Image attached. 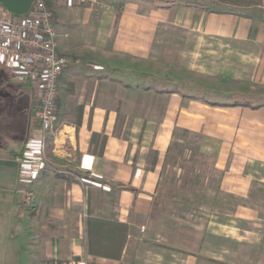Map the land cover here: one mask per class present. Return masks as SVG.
<instances>
[{
  "label": "crops",
  "instance_id": "obj_1",
  "mask_svg": "<svg viewBox=\"0 0 264 264\" xmlns=\"http://www.w3.org/2000/svg\"><path fill=\"white\" fill-rule=\"evenodd\" d=\"M98 1L89 6L48 0L55 25L60 16L66 38L76 36L86 46L65 42L58 44L60 52L89 70L79 78L72 64L60 79L47 160L38 159L39 145L32 140L39 126L35 93L0 57L1 264H62L85 257L95 264H200L196 257L187 260L184 248L149 242V236L164 235L154 226L170 140L164 123L174 121L211 141L213 168L224 173V186L248 197L243 192L250 186L249 166L264 167V0H162L160 8L154 0ZM155 14L206 39L241 45L243 58L256 67L251 79L259 92L232 96L249 106L166 93V79L125 68L130 48L123 50L121 34L111 35V29L117 22L122 31L132 27L139 42L148 44ZM123 74L132 76L122 83ZM19 88L26 91L22 101ZM20 163L35 166L37 174L20 175ZM89 217L127 225L120 260L89 254Z\"/></svg>",
  "mask_w": 264,
  "mask_h": 264
},
{
  "label": "rangeland",
  "instance_id": "obj_2",
  "mask_svg": "<svg viewBox=\"0 0 264 264\" xmlns=\"http://www.w3.org/2000/svg\"><path fill=\"white\" fill-rule=\"evenodd\" d=\"M153 3L156 8L163 1L154 0ZM159 18L155 14L152 39L148 44L139 42L141 37H136L132 27L122 31L117 22L111 29V35L115 30L116 35L121 34L123 50L130 48L131 54L123 56L129 57L123 61L125 68L149 73L150 77L151 74L162 77L168 82L164 87L178 84L181 89H190L210 101L236 102L232 95L241 93L257 96L258 86L251 79L256 67L243 58L241 45L209 40L201 33L162 23ZM55 27L58 44L67 42L79 49L86 48L76 36L66 38L60 16ZM72 67L78 69L75 76L79 78L89 70L79 61ZM129 76L132 75L123 74L122 83ZM142 80L138 81L140 87ZM197 87L209 90L205 92ZM19 94L22 101L26 91L19 88ZM119 110L125 113L122 106ZM164 125L170 140L155 198L154 222L156 231L164 235L149 236V242L159 240L170 248H184L187 260L196 257L200 264H264V167L249 166L250 186L244 189L243 193L248 196L245 199L238 190L226 188L224 173L214 170L215 145L211 141L177 126L174 121ZM137 128L131 125L132 131ZM198 245H201L200 250ZM10 255L12 257L13 253ZM14 256H18V251Z\"/></svg>",
  "mask_w": 264,
  "mask_h": 264
},
{
  "label": "built area",
  "instance_id": "obj_3",
  "mask_svg": "<svg viewBox=\"0 0 264 264\" xmlns=\"http://www.w3.org/2000/svg\"><path fill=\"white\" fill-rule=\"evenodd\" d=\"M94 6L98 0H71ZM0 57L21 73L37 99L36 117L39 123L32 140L39 145L38 159L47 160L49 139L55 135L60 79L65 70L75 64L60 52L53 11L44 0H35L30 11L16 16L0 3ZM20 163V175L35 176L38 169ZM30 202V193L27 192ZM62 264H95L85 257Z\"/></svg>",
  "mask_w": 264,
  "mask_h": 264
},
{
  "label": "trees",
  "instance_id": "obj_4",
  "mask_svg": "<svg viewBox=\"0 0 264 264\" xmlns=\"http://www.w3.org/2000/svg\"><path fill=\"white\" fill-rule=\"evenodd\" d=\"M50 8L48 0H44ZM51 9V8H50ZM52 10V9H51ZM166 93H180L190 99H202V97L193 94V91L186 92L177 86L171 87L165 91ZM218 105L217 103H211ZM234 106L245 105L248 103L237 101ZM128 227L124 223L112 222L104 219L89 217L87 220V238L88 252L92 256L110 258L120 260L127 242Z\"/></svg>",
  "mask_w": 264,
  "mask_h": 264
},
{
  "label": "water",
  "instance_id": "obj_5",
  "mask_svg": "<svg viewBox=\"0 0 264 264\" xmlns=\"http://www.w3.org/2000/svg\"><path fill=\"white\" fill-rule=\"evenodd\" d=\"M35 0H0V3L16 16L27 14Z\"/></svg>",
  "mask_w": 264,
  "mask_h": 264
}]
</instances>
